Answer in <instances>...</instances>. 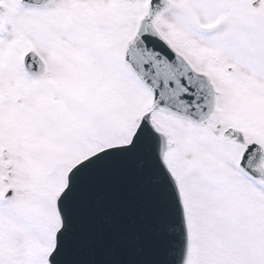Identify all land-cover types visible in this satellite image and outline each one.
<instances>
[{"label": "snow or ice", "instance_id": "obj_1", "mask_svg": "<svg viewBox=\"0 0 264 264\" xmlns=\"http://www.w3.org/2000/svg\"><path fill=\"white\" fill-rule=\"evenodd\" d=\"M0 264H264V0H0Z\"/></svg>", "mask_w": 264, "mask_h": 264}]
</instances>
